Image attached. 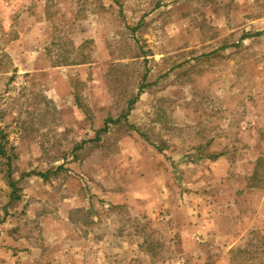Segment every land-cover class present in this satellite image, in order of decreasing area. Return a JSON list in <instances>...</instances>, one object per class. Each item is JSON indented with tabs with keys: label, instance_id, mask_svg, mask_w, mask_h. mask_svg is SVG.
<instances>
[{
	"label": "rangeland",
	"instance_id": "1",
	"mask_svg": "<svg viewBox=\"0 0 264 264\" xmlns=\"http://www.w3.org/2000/svg\"><path fill=\"white\" fill-rule=\"evenodd\" d=\"M0 143V264H264V0H0Z\"/></svg>",
	"mask_w": 264,
	"mask_h": 264
},
{
	"label": "trees",
	"instance_id": "2",
	"mask_svg": "<svg viewBox=\"0 0 264 264\" xmlns=\"http://www.w3.org/2000/svg\"><path fill=\"white\" fill-rule=\"evenodd\" d=\"M259 35V33H258ZM137 98L138 96H136L134 99H132L130 101V106H129V109L128 111H130V109L132 108V105L137 101ZM126 117V114L124 115ZM107 128H104V129H101V131H106ZM99 137H97L98 139ZM96 140V139H95ZM0 154H6V149L5 147L0 143ZM222 153H211V154H208V155H203L201 154V158H209V159H212V160H215L217 159L219 156H221ZM262 160L264 161V158H261L258 162H257V165H256V169H255V175H259L260 174V171H259V168H260V164H262ZM11 160H9V164H10ZM41 177H47V175L45 174H41L40 175ZM9 180H10V186L12 187V195H11V198H10V201L11 202H14V201H17L20 199V195L16 194V191L18 190V183H17V180H15L12 176V171L11 169H9Z\"/></svg>",
	"mask_w": 264,
	"mask_h": 264
}]
</instances>
